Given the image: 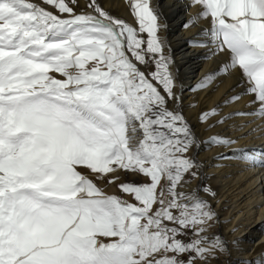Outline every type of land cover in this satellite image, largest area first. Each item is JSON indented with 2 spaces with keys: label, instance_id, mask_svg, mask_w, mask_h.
<instances>
[{
  "label": "snow or ice",
  "instance_id": "6c2138e0",
  "mask_svg": "<svg viewBox=\"0 0 264 264\" xmlns=\"http://www.w3.org/2000/svg\"><path fill=\"white\" fill-rule=\"evenodd\" d=\"M127 3L136 26L99 0L79 12V0H0V264H214L229 253L199 195L212 189L185 190L200 178L192 151L202 142L182 113L163 13L152 0ZM191 5L200 11L185 27L208 21L199 45L225 56L218 72L239 73L251 97L248 112L212 107L199 122L264 120V0ZM203 143L264 167V152L222 133Z\"/></svg>",
  "mask_w": 264,
  "mask_h": 264
},
{
  "label": "bare ground",
  "instance_id": "6f19581e",
  "mask_svg": "<svg viewBox=\"0 0 264 264\" xmlns=\"http://www.w3.org/2000/svg\"><path fill=\"white\" fill-rule=\"evenodd\" d=\"M31 2L41 3V0ZM99 3L113 17L136 26L127 0H99ZM152 3L158 5L163 13V22L167 25L160 35L166 38L170 46L173 71L178 70L177 83L182 86L183 95L182 113L192 125L197 139L202 142L198 150L194 146L192 151L200 165V178L192 179L185 190L190 191L198 186L212 189L214 196L202 191L199 195L210 202L216 213L217 218L210 232L222 237L229 249V253L214 264H239L245 259L255 260L264 256V167L238 162V154L203 141L213 134L222 133L235 139L233 148L247 146V151L259 154L264 152V120L252 116H231L225 125L210 129L199 122V114L212 107L218 106L222 114L248 112L251 109L247 102L251 97L242 94L239 73L218 72L227 58L219 53L213 55L209 48L199 45L198 42L203 40L200 29L207 27L208 21L198 19L192 26L185 27L190 18L200 11L198 6H192L191 0H152ZM79 4L77 12L89 10L87 0H79ZM49 10L55 11L52 8ZM208 73L217 75L211 84L197 89V83ZM235 95H240L238 101L224 103ZM131 179L122 177V180ZM117 188L113 183L105 190L110 193L117 191ZM213 228H218V232L212 231Z\"/></svg>",
  "mask_w": 264,
  "mask_h": 264
},
{
  "label": "rangeland",
  "instance_id": "374dc122",
  "mask_svg": "<svg viewBox=\"0 0 264 264\" xmlns=\"http://www.w3.org/2000/svg\"><path fill=\"white\" fill-rule=\"evenodd\" d=\"M115 16V15H114ZM145 38H146V36H145ZM57 75V78H60L59 77V75L58 74H56ZM184 89H186L185 88V86L183 87ZM205 140H207V138L205 139ZM97 183L99 184V186H101L102 188H104V190L106 189V188H109L110 187V185H112V184H108L107 183V181H97ZM117 185V184H116ZM118 187V186H117ZM118 190L117 191H109L110 193L109 194H116V195H121V193H120V190H119V188H117ZM106 191V190H105ZM124 198L125 199H129L126 195L124 196ZM218 228H213V230L212 231H215V233H217L218 232ZM225 264H226V262H225Z\"/></svg>",
  "mask_w": 264,
  "mask_h": 264
}]
</instances>
